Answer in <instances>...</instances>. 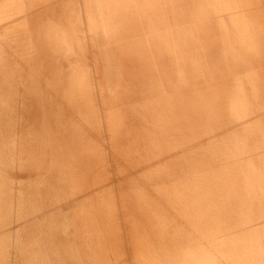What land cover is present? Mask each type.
<instances>
[{"label":"bare ground","instance_id":"bare-ground-1","mask_svg":"<svg viewBox=\"0 0 264 264\" xmlns=\"http://www.w3.org/2000/svg\"><path fill=\"white\" fill-rule=\"evenodd\" d=\"M250 3L253 9L263 4L255 8L263 12L248 11ZM30 149H48L42 180L27 172L37 155L32 151L33 158ZM200 149L238 152L224 156L213 150L208 155L204 150L200 154ZM259 153H264V0H0V235L6 264H111L110 251L122 252L125 245L123 226L137 225L131 224L134 219L129 215L130 223L128 219L125 224L116 222L117 195L137 200L136 204L143 200L139 206L145 205L144 199L157 203L167 195L195 196L207 202L208 195L231 194L233 189L219 182L232 179L223 172L225 168ZM19 167H26L28 176L13 170ZM9 168L23 177L17 179L27 180V186H17L15 179V187ZM251 175L243 176L253 179ZM209 180L215 187L209 186ZM133 202H128L131 207ZM150 206L142 208L151 211ZM175 210L179 217L180 211ZM249 212L243 216L253 223L256 217ZM203 216L197 217L203 222ZM155 219L156 225L163 223L162 215V221ZM216 223L208 224L213 229ZM257 225L248 229L264 264V222ZM52 229L62 232L61 241L57 234L51 237ZM133 231L129 235L134 240ZM113 232L116 238L110 235ZM141 235L139 249L143 255L153 254L154 263L166 259L165 264H220L216 245L205 242L214 240L209 237L200 242L180 240L174 246L177 236L171 240L172 252L163 256L164 249L157 253L156 238L149 235L146 240ZM128 246L130 250L133 245ZM234 262L230 264L239 263Z\"/></svg>","mask_w":264,"mask_h":264},{"label":"rangeland","instance_id":"rangeland-1","mask_svg":"<svg viewBox=\"0 0 264 264\" xmlns=\"http://www.w3.org/2000/svg\"><path fill=\"white\" fill-rule=\"evenodd\" d=\"M250 4H251V3H250ZM251 5H252V8H250V10L248 9V11L251 12V10H253V11L256 12V13L259 12L258 14H260V13L263 12V11H262L263 9H262V10H259L260 8H259L258 10L255 9V8H258L257 6H259V4H257L256 6L254 5V9H253V4H251ZM251 5H250V6H251ZM261 6H263V4L260 5L259 7H261ZM255 10H256V11H255ZM253 11H252V12H253ZM252 12H251V13H252ZM259 19H260V18H259ZM259 19L257 20V22H259ZM262 20H263V19L261 18L260 21H262ZM30 150H31V149H30ZM34 150H35V152H36V154H37L36 157H38V160H37L36 157H35V160L33 159V161L35 162V165H34V162H31V164H33V165L35 166V168H34L33 165H31V166H32L34 169H36V170L38 169V170H37V172H36L32 167H31V170H30V167H29V170H28L27 172L30 173V175L32 176V178H34V179L36 178V180H38V179L40 178V176H41V180H42L43 177L45 176L46 171H47V166H45V164L47 165V162H48V161H47V160H48V159H47V158H48V156H47V155H48V149H40V150H38V149H34ZM34 150H33V149L31 150V154H32L33 158H34L35 153L33 152V153H34V154H33L32 151H34ZM203 150H204V149H200V150H199V153L201 154L200 151H203ZM213 150H214V153H215V154H218V153H216L217 151H218V152L221 151V154H223L224 156H226V155H230L231 153H234V152H238V151H235V150H237V149H230L231 151H229V149H227V150H226V149H219V150H218V149H210V151H212V152L209 151L208 153L206 152V149H205L204 151H205L206 154L209 155L210 153H211V154L213 153ZM225 150H226V151H225ZM238 150H239V151H242L243 149H242V150L238 149ZM247 150H249V149H247ZM252 150H254V149H252ZM37 151L40 152V153H38ZM250 151H251V150H250ZM20 152H22V153H20ZM20 152H18V153H20V154H22V155L24 154V150H23V151L20 150ZM42 152H43V153H42ZM223 152H224L225 154H224ZM214 153H213V154H214ZM228 153H229V154H228ZM239 153H240V152H239ZM211 154H210V155H211ZM42 155H43V156H42ZM45 155H46V158H45ZM24 156H25V155H24ZM221 156H222V155H221ZM253 156H254V157H253ZM262 156H264V153L253 154L249 159H247L248 161H247V160H242L243 162H242V161H239L238 163H235V162H234L235 164H234V163H231V165H232L233 167H232V166H229L228 168H225V170H223V172L226 173L225 175H230V174H231V175H230V178L232 177V179H231V180H230V179H229V180H219V182H223V186H224V185H225L226 187H227V186H230V188H232L233 190L231 191V194H229V193H226V194L223 193L224 196L222 195V193H221V194H212V195H208V196L206 197V199L209 198V199L207 200V202L210 204L209 206H208V203L206 202L205 198H201V199H202V200H201L199 197H195V196L193 197V196H185V195H183V196H182V195H178V196L175 195L176 198H175V199H172V198H170V197L173 196V198H174V197H175L174 195H172V196H171V195H167L168 198H167V196H165V197H161V201L158 200V202L156 201L157 203H155V200L153 201L152 199H151L150 201H149V200H146V201H149V202L146 203V201H145V199H144V203H143V204L146 205V206L144 205L146 208H147V206H150V205H151V206H150L151 211H148L149 209L147 208V209H148V210H147L148 212H153V213H155V212L158 211V212L160 213L159 208H160V210H161L162 212H164V213L166 212L165 214L163 213L166 217H165L163 214H161L162 212L160 213V215H158V212H157V213H155V216H154V215H152L153 213L150 215L149 213H147V211H144V209L142 208V207H144L143 205L139 206V205H140L139 202L142 204L143 200H138L139 202L137 203V204H138V205H137V204L135 203V202H137V200L134 201L133 199H132V200H131V199H127V200H129L128 202H131V203L134 201L132 207H131V203L129 204V203L127 202V204L130 205V206L128 205V206H129V209H130V210H129V209H128V206H125V205H127V204H124V205H123V202L125 201L124 203H126L127 200H126V199L123 200V197H121L120 194L117 195L116 198H117V201H118V202H117V201H114V204L116 203V204L118 205L117 208L119 209V212L117 211L118 209H116V214H118V213H120V214L117 215V216H119V217H117V221H116V222H119L118 219H120L121 222H119V224L121 225L122 222L125 224L126 222H124L123 220H124V219L127 220V219L130 217L131 221H132L133 219H134L135 221L133 220V222H131L130 219H128L129 222H128V220H127V224L130 223V222H131V224H132V223L134 224V222H135L137 225L135 224L136 226L132 225V226L130 227V224H128V225H124V226H123V228H124V230H122V231H123V237H122V235H121V234H122L121 231H120V232H121L120 236L122 237V241H123L122 244H124V242H125V245H123V250H124V252H123V250H122V252H123L124 254H122V252H120L121 249H115V250L113 249L115 252H114L113 250H111V251H110V256H111V258H112V259H110V260H111V264H115V263H118V262H119L118 264H121V263L125 264L126 262H124V261H128V262H129L128 264H131V263L134 264L137 260H138V262H136L135 264H138V263H140L141 261H142V262H141L142 264H152V262H153L154 259L151 258V257L153 256V254H146V255H143V254L141 253V251H140L141 249H139V248H140L139 245L141 244L140 242H142L141 239H143V236H142L141 234L143 233V235H144V237L146 238V240H149V239H151V238H149L150 232H152L151 230H153V232H152V234L150 235V237H152V238L154 237L153 239L156 238L157 242L155 243V245H156V247L159 248V249L157 248L158 251H159V252L157 251V253H159V255H161V253L163 252V256H164V254L168 251V253L165 254L166 256H168L169 253L172 252L171 249L174 248L175 244L179 243L180 240H181V241H189V240H190V241H193V242H194V240H192V239L195 238V239H196L195 242H198V241L200 242L201 240L204 241V240H206V239L209 237V240H210V241H211V239H214L213 241H211L213 244H212L211 242L209 243V241H207V240H206L205 242H206V243L208 242V244H210L211 247H213L214 245H216V246L214 247V249L217 248V252H218V254H220V255H219V256H220V259H219L220 264H226V263H228V262H226L227 260H229V263H228V264H230L231 262H232V263H235L234 260H235L236 262L239 261V263L242 262V264H252V263H253V264H259V263L261 262V259H260V254L257 253L258 251H257V249H256V247L258 246V244H256V242L254 241V239H253L252 237H250L251 232L249 233V229H248V228H250V230H251L252 227H253V225H257V224H260V223L262 224V223L264 222V218L261 217V216L264 215V213H262V212H264V208H263V207H264V204H263V203H264V200H263V199H264V194H263V195L260 194V192H261V193H262V192L264 193V190H262V189L264 188V187H263V186H264V185H263V183H264V177H263V176H264V158H262ZM254 158H256V159H254ZM259 158H260V159H259ZM44 159H45V160L47 159V160L44 161ZM262 159H263V160H262ZM36 160H37V161H36ZM256 160H258V161H256ZM38 161H40V162H38ZM246 161H247V162H246ZM255 161H256V162H255ZM253 162H255V163H253ZM36 163H37V164L39 163V164L36 165ZM256 163H257V164H256ZM259 163H260V164H259ZM261 163H262V164H261ZM239 164H240L241 166H240ZM242 164H243V165H242ZM245 165H246V166H245ZM257 165H259V166H257ZM261 165H262V166H261ZM237 166H238V168H237ZM249 166H250V167H249ZM251 166H252V167H251ZM43 167H44V168H43ZM240 167H241V168H240ZM22 168H23V167H22ZM22 168L19 167V169H13V170H15V172H16V170H17V172H18L19 174H22V175H24L25 177L28 176V175H27L28 173L25 174V173H26L25 171L27 170L26 167H25L24 169H22ZM243 168H244V170H243ZM262 168H263V169H262ZM21 169H22V170H21ZM44 169H46V170H44ZM234 169H235V170H234ZM13 170H12V168H9V169H8V171L11 173V174H10L11 177H12L14 174H16V173L12 174V173H13ZM19 170H21V171H19ZM43 170H44V171H43ZM226 170H227V171H226ZM232 170H234L236 173H234V171H232ZM249 170H250V171H249ZM257 170H259V171H257ZM30 171H31V172H30ZM33 171H34V172H33ZM231 171H232V173H231ZM241 171H242V172H241ZM262 171H263V172H262ZM22 172H23L24 174H23ZM42 172H43V173H42ZM223 172H221V173H223ZM250 172H251L252 175L254 174V176H257V178L254 179V176H253V179H254V180H253V179L244 178L243 175L248 174V173H250ZM258 172H259V173H258ZM34 173H36V176L33 175ZM228 173H229V174H228ZM261 173H262V174H261ZM19 174L14 175L15 178H14V176H13V179H12V180L14 181V180L16 179L15 181H16V182H19V184H18V183H16V182L14 181V183H13L14 186L16 187L15 184H18L17 186H21V187H22V185H23V186H27V182H26L27 180H25V181H23V182H22L21 180H19V179L23 178V177H22L21 175H19ZM234 174H236V175H234ZM260 174H261V175H260ZM238 175H239V176H238ZM252 175H251V176H252ZM258 175H259V176H258ZM19 176H20L21 178H18V179H17V177H19ZM235 176H236V177H235ZM237 176H238V177H237ZM249 176H250V175H249ZM242 177H243V178H242ZM260 178H261L262 180H261ZM234 179H235V180H234ZM240 179H241V180H240ZM243 179H244V180H243ZM246 179H247V180H246ZM214 180H215V179H213L212 181H214ZM245 180H246V181H245ZM249 180H250V182H249ZM13 181H12V182H13ZM215 181H216V180H215ZM239 181H240V182H239ZM261 181H262V182H261ZM206 182H207V181H206ZM228 182H229V183H228ZM231 182H233V183L231 184ZM241 182H242V184H240ZM253 182H254V183H253ZM209 183H210V184H209ZM224 183H225V184H224ZM256 183H257V184H256ZM21 184H22V185H21ZM208 184H209V186H214V187H215V184H212V183L210 182V180H209ZM228 184H230V185H228ZM235 184H236L235 188L238 187V188H236V189H237V190L239 189L238 192H237V190L234 188V185H235ZM239 184L242 185V187L239 186ZM258 184H259V185H258ZM42 185H43V184H42ZM42 185H40V186H42ZM254 185H257V186H254ZM225 186H224V188H225ZM250 186H251V187H250ZM261 186H262V187H261ZM249 187H250V188H249ZM259 188H260V189H259ZM261 188H262V189H261ZM19 189H20V187H19ZM240 189H241V190H240ZM254 189H255V190H254ZM234 190H236L237 193H235ZM257 190H258V192H257ZM37 191H38V190H37ZM233 191H234V192H233ZM240 191L242 192V195H241V192H240ZM255 191H256V192H255ZM243 192H244V193H243ZM234 193H235V194H234ZM239 193H240V194H239ZM256 193H257V194H256ZM121 194H122V193H121ZM233 194H234V195H233ZM238 194H239V195H238ZM244 194H245L246 196H245ZM20 195H21V194H20ZM226 195H227V196H226ZM232 195H233V196H232ZM261 195H262V196H261ZM40 196H41V195H40ZM40 196H39V197H40ZM119 196H120V197H119ZM217 196H219V198H218ZM225 196H226V198H225ZM237 196H239L238 199H237ZM241 196H243V197H241ZM253 196H254V197H253ZM257 196H259V197H257ZM42 197H43V198H42ZM42 197H41V201H42V203H44V202H45V199H44L45 195H42ZM118 197H119V198H118ZM186 197H187V198H186ZM192 197H193V198H192ZM229 197H230V198H229ZM235 197H236V198H235ZM245 197H246V198H245ZM251 197H252V198H251ZM255 197H256V198H255ZM116 198H115V199H116ZM120 198H121V200H120ZM163 198H165V199H163ZM169 198L172 199V200H170ZM181 198H182V200H181ZM185 198H186V199H185ZM191 198H192V199H191ZM210 198H211V199H210ZM220 198H221V199H220ZM239 198H240V199H239ZM177 199H178L179 201H181V204H180V202H179V203L177 202V201H178ZM196 199H197V200H196ZM203 199L205 200V202H204ZM219 199H220V201H219ZM225 199H226V201H227L228 203L225 201ZM234 199H235V200H234ZM166 200H167V201H166ZM174 200H176V201H174ZM198 200H200V202H199L200 205H198ZM217 200H218V201H217ZM223 200H224V201H223ZM231 200H233V201H231ZM243 200H244V201H243ZM247 200H248V201H247ZM251 200H252V201H251ZM260 200H261V201H260ZM54 201H55V200H54ZM122 201H123V202H122ZM152 201H153V202H152ZM169 201H170V203H169ZM189 201H190V202H189ZM192 201H193V203L195 202V204H197L196 207H195V204H193V203H192L193 205L191 204ZM201 201H202V202H201ZM241 201H242V202H241ZM259 201H260V202H259ZM108 202H109V201H108ZM108 202H107V203H108ZM163 202H164V203L167 202V203H166L167 206H169V205H173V206H171V207L169 206L168 208H166L167 206H166V205H165L166 207L163 206V205H164ZM171 202H172V204H171ZM175 202H177V205L175 204ZM188 202H189V203H188ZM211 202H212V203H211ZM230 202H231V203H230ZM249 202H250V203H249ZM255 202H256V204H255ZM110 203H113V202H110ZM158 203H159L160 207H159V205L156 206V207H154V205H157ZM160 203H162V205H161ZM168 203H169V205H168ZM187 203H188V204H187ZM205 203H207V207H208V208L211 207V208H209V210H211V211H208V208H206V204H205ZM241 203H242V205H241ZM260 203H261V204H260ZM114 204H112V206H113ZM116 204H115V205H116ZM174 204H175V205H174ZM179 204L182 205V207H181ZM185 204H186V206H185ZM224 204H225V205H224ZM248 204H249V205H248ZM110 205H111V204H110ZM135 205H137V206H135ZM187 205H188V206H187ZM189 205H191L192 207L189 206ZM201 205H202V206H201ZM227 205H228V206H227ZM236 205H237V207H236ZM240 205H241V206H240ZM251 205L253 206V208H252ZM255 205L258 206V208H257ZM262 205H263V206H262ZM124 206L126 207V211H124L125 213L129 210V211L127 212L128 214L126 213V214H127L126 218H125V216H123V218H122V215H121L122 213L124 214V212L121 211V210H125V209H123V208H125ZM133 206L135 207L134 209H136V210H137L138 208H139L138 210L142 209V210H140V211H142V213H141L140 211H139L140 213L137 212L138 210H137V211H136V210L133 211ZM152 206H153V207H152ZM162 206H163V207H162ZM175 206H178L180 209L178 210V209H177L178 207L176 208ZM198 206H199V207H198ZM200 206H201V208H200ZM203 206L206 208V210H205V208H204ZM217 206H218V207H217ZM220 206H221V207L224 206L223 208H225V209L221 208ZM234 206H235V207H234ZM239 206H240V207H239ZM242 206H244V207H242ZM247 206H249V207L247 208ZM137 207H138V208H137ZM145 207H144V208H145ZM161 207H162V208H161ZM172 207H173V208H172ZM185 207H186L187 209H186ZM193 207L197 208V210L194 209ZM202 207H203V208H202ZM152 208H153V211H152ZM155 208H156L157 210H155ZM170 208H171V209H170ZM198 208H199L200 210H198ZM230 208H231V209H230ZM245 208H246V209H245ZM250 208H251V209H250ZM254 208H256V209H254ZM162 209H163V210H162ZM164 209H165V210H164ZM169 209H170V210H169ZM175 209H177V210H175ZM185 209H186V210H185ZM188 209H189V210H188ZM191 209H192L193 211H192ZM220 209H221V210H220ZM222 209H223V210H222ZM227 209H228V211H227ZM232 209H234V210H232ZM237 209H238L239 211H238ZM131 210H132V211H131ZM145 210H146V209H145ZM154 210H155V211H154ZM172 210H173V211L175 210V212L177 211V213H178V211H180V213H179V214H180L179 217H177L178 214H175ZM190 210H191V211H190ZM204 210H205V212H204ZM235 210H236V211H235ZM248 210H249V211L253 210V211H252V212H249ZM260 210H261V211H260ZM170 211H171L172 213H170ZM186 211H187V214L185 213ZM189 211H190V212H189ZM196 211H197V214H198L197 216L200 217V215H201V217H202V216L204 215V216H203V218H204L203 220H205V221L202 222L201 218L199 219L197 216H195V215H196ZM229 211H230V212H229ZM232 211H233V212H232ZM237 211H238V212H237ZM246 211H247V213L249 212V216H253L254 218L256 217V218H255V222H254V221H252L253 223L250 222L252 226L250 225V223H248V219H249V218H246V217L243 216V214H244ZM136 212H137L138 215L136 214ZM144 212H146V213L148 214V216L150 215L149 217L147 216V218H150V219H148L149 221H147V222H146V219H147V218L145 217L147 214L144 213ZM182 212H183V213H182ZM193 212H194V213H193ZM208 212H209L210 214H209ZM225 212H226V213H225ZM258 212H259V213H258ZM130 213H132V214L134 213V215L136 214L137 216L135 215L136 217L131 218ZM143 213L145 214V216H143V215H144ZM167 213H168L169 216L167 215ZM181 213H182V214H181ZM200 213H201V214H200ZM203 213H205V214H203ZM206 213H208V214H206ZM229 213H230V214H229ZM234 213H235V214L237 213V214L235 215ZM251 213H252V215H251ZM260 213H262L263 215L260 214ZM126 214H125V215H126ZM189 214H190V215H193V216H190ZM199 214H200V215H199ZM212 214H213V216H212ZM217 214H218V215H217ZM231 214H232V215H231ZM255 214H256V215H255ZM128 215H129V217H128ZM134 215H132V216H134ZM139 215H140V216H139ZM141 215L144 217V219H145V218H146V219H145V220H144V219L142 220L143 217L141 218ZM161 215H162L163 223H162V222H161V223L159 222L160 224H157V225L163 226L162 224L165 223L164 226H165L166 228H165L164 226L162 227V228H164V229H162L160 226H159L160 228H158V226L156 225V223H158V222H156V221H159V220H157V219H155V218H160V220H161ZM173 215H174V216H173ZM216 215H217V216H216ZM220 215H221V216H220ZM223 215H224V216H223ZM228 215H229V216H228ZM234 215H235V216H234ZM254 215H255V216H254ZM257 215H258V216H257ZM105 216H106V215H105ZM105 216H104V217H105ZM156 216H157V217H156ZM163 216H164V217H163ZM172 216H173V217H172ZM180 216H181V218H180ZM182 216H184V218L186 219V221H185V219H184ZM187 216H188V217H187ZM208 216H211V217H208ZM230 216H231V217H230ZM104 217H103V220H105ZM153 217H154V218H153ZM170 217H171V218H170ZM212 217H213V218H212ZM215 217H216V218H215ZM225 217H226V218H225ZM232 217H233V218H232ZM235 217H236V218H235ZM238 217H239V218H238ZM253 217H252V218H253ZM135 218H137L138 221H137V219H135ZM172 218H173V219H172ZM177 218H178V220H177ZM190 218H191V219H190ZM205 218H206V219H205ZM207 218H210V219H208V220H209V222H210V224H211L212 226L215 225L216 222L214 223V221H216V219H217V223H218V224L216 223L217 225H216L215 228H213V229L211 228V225L208 224L209 222L207 221ZM211 218H212V219H211ZM241 218H242V219H241ZM257 218H258V219H257ZM115 219H116V218H115ZM140 219H141V220H140ZM165 219H166L167 221H166ZM181 219H184V220L181 221ZM194 219H195V220H194ZM197 219H198L199 221H198ZM221 219L224 220V221H222ZM226 219H227V220H226ZM231 219H232V220H231ZM239 219H240V220H239ZM259 219H263V220L258 221ZM150 220H151L152 223H150ZM162 220H161V221H162ZM176 220H177V221H176ZM196 220H197V221H196ZM210 220H212V221H210ZM140 221H141V222H140ZM144 221H145V222H144ZM153 221H155V222H153ZM168 221H170L169 224H168ZM218 221H219V222H218ZM228 221H229V222H228ZM234 221H235V223H234ZM237 221H238V222H237ZM256 221H257V222H256ZM175 222H177V223H175ZM181 222H182V223H181ZM183 222H184V223H183ZM191 222H192V223H191ZM194 222H195V223H194ZM198 222H199V223H198ZM200 222H201V223H200ZM204 222H205V225H203ZM211 222H212V223H211ZM230 222H232V224H231ZM239 222H240L241 224H240ZM242 222H243V223H242ZM139 223H140V224L142 223V225H144L143 230H141V229H142V226H141ZM143 223H144V224H143ZM145 223H146V224H145ZM154 223H155V224H154ZM197 223H198V224H197ZM213 223H214V224H213ZM237 223H238V224H237ZM246 223H247V226H246ZM138 224H139V226L141 227V228L139 227L140 229L138 228ZM149 224H150V225H153V226H152L153 228H152V227H149ZM166 224H167V225H166ZM175 224H177V225L179 224V225L177 226V225H175ZM182 224H183V225H182ZM186 224H187V226L185 227ZM189 224H190V225H189ZM194 224H195L197 227H198V225H199V227H201V228L198 227V228H199V229H198L197 227L194 226ZM206 224H207V225H206ZM219 224H220V225H219ZM222 224H223V225H222ZM226 224H227V225H226ZM188 225H189V226H188ZM192 225H193V226H192ZM202 225L204 226L206 232H207V231L209 232V234L211 235V237H210V235H209L208 233L204 232L205 230L203 229V226H202ZM228 225H229V226L231 225V226L227 228L226 226H228ZM234 225H235V226H234ZM237 225H238V226H237ZM240 225H241V227H240ZM248 225H249V226H248ZM127 226H128V228H127ZM133 226H134V227H133ZM145 226L148 227L147 230L144 229V228H147V227H145ZM179 226H180V227H179ZM190 226H191V228H190ZM218 226H219V227H218ZM223 226H224L225 229L223 228ZM242 226H243V227H242ZM257 226H258V225H257ZM125 227L128 229L127 233H126V230H127V229H126ZM135 227H137V229H134ZM154 227H156V228H154ZM167 227H169V228H168L169 231H167ZM172 227H173L174 229H173ZM183 227H185V228L183 229ZM194 227H195V228H194ZM206 227H207V228L209 227V228H208L209 230H207ZM232 227H233L234 229H233ZM237 227H238L239 229H238ZM130 228H132V229H134V231H136V232H135V236H136V237H138L139 235L141 236V237L139 236L138 238H136L135 236H133V237L135 238V239H134L135 242H134L133 238L131 237V236H132V233H131V232H132L133 230L130 229ZM149 228H150V229H149ZM157 228H158V229H157ZM181 228H182L183 230H182ZM220 228H221L223 231H222ZM138 229H139V230H138ZM154 229H155V230H154ZM160 229H161V232H160ZM165 229H166V231H165ZM177 229H178V230H177ZM197 229H198V230H197ZM200 229H201V230H200ZM219 229H220L221 231H220ZM227 229H228V230H227ZM232 229H233V230H232ZM246 229H248V230L245 231ZM130 230H131V232H130ZM137 230H138L139 232H140V230L143 231V232H142V233L140 232L139 235H137V234H136V233H138ZM145 230H146V231L149 230L148 233H146ZM175 230H176V231H175ZM190 230H191V232H190ZM194 230H195V231H194ZM210 230H211V231H210ZM212 230H213L214 232H212ZM216 230H217V231H216ZM234 230H235V231H234ZM239 230H240V231H239ZM134 231H133V235H134ZM154 231H156V232H154ZM162 231H163V232H162ZM179 231H180V232H179ZM181 231H183V232H181ZM218 231H220V233H219ZM241 231H244V232H243L244 234H243ZM251 231H252V230H251ZM51 232L53 233L51 237H55L56 234H57L58 237H59L58 239H60V238L62 239V237H63L62 235H63V234L61 235L62 232H61L60 230L57 231V233H55V230L52 229ZM58 232H59L60 234H59ZM158 232H160V233H158ZM165 232H166V234H165ZM168 232H169L170 234H169ZM172 232H173V233H172ZM192 232H193V233H192ZM200 232H201V233H200ZM202 232H203V234H202ZM210 232H211L212 234H211ZM221 232H222V233H221ZM223 232H224V233H223ZM228 232H229V233H228ZM237 232H238V234H237ZM240 232H241L243 235H242ZM113 233L115 234V236L113 235ZM113 233H110V235H112V238H116V237H117V236H116L117 234H116L115 232H113ZM130 233H131V234H130ZM156 233H158L159 235H157ZM163 233H164V234H163ZM167 233H168V236L171 237V239H170V237L167 236ZM175 233H176V234H175ZM180 233H181L182 236L180 235ZM185 233H187V234H185ZM189 233H190V235H188ZM194 233H195V234L198 233V235H196L197 238H196V236H195ZM204 233H205L206 235H205ZM213 233H214V234H213ZM234 233H236V234H234ZM54 234H55V236H54ZM129 234H130L131 236H130ZM153 234H154L155 236H153ZM161 234H162V235H161ZM171 234H172V235H171ZM174 234H175V235H174ZM215 234H216V236H215ZM219 234H221V235H219ZM228 234H229L230 236H229ZM232 234H233V235H232ZM245 234H246L247 236H246ZM110 235H109V236H110ZM127 235L130 237V238H129V237H128V238L130 239V241H132L133 244H129V243H127V241H129L128 238L126 237ZM156 235H157V237H158V236H160V237L157 238ZM163 235H164V236H163ZM183 235H187V236H183ZM191 235H192L193 237H192ZM199 235H201V238H200ZM225 235H226V236H225ZM231 235H232V236H231ZM234 235H235V237H234ZM240 235H242V236H240ZM248 235H249V237H248ZM61 236H62V237H61ZM147 236H148V237H147ZM161 236H163V237H162L163 240H162V239H159V238H161ZM172 236H173L174 238H172ZM177 236H178V237H177ZM190 236H191V238H188V237H190ZM202 236H204L205 238L202 237ZM227 236H228V237H227ZM236 236H238V237L240 236L241 238L239 237V238L237 239ZM245 236H246V237H245ZM167 237H168L170 240H169ZM176 237H177V239H176ZM213 237H214V238H213ZM215 237H216V239H217V242H216ZM221 237H223V238H224V237H225V238L227 237V238H226L227 241H226L225 238H224V240L226 241V242H225L224 240H222ZM231 237H232V238H231ZM233 237H234V239H233ZM123 238H124V240H123ZM147 238H148V239H147ZM185 238H186L187 240H185ZM199 238H200V239H199ZM203 238H204V239H203ZM210 238H211V239H210ZM219 238H220L221 240H220ZM230 238H231V239H230ZM244 238H245V239H244ZM248 238H249V239H248ZM250 238L252 239L251 241H250ZM61 239H60L59 241H61ZM120 239H121V238H120ZM126 239H127V240H126ZM131 239H132V240H131ZM166 239H167V240H166ZM175 239H176V240H175ZM198 239H199V240H198ZM218 239H219L220 241H218ZM228 239H230V241H228ZM232 239H233V240H232ZM243 239H244V240H243ZM246 239L249 240V241H247ZM109 240L112 241L113 239H111V237H109ZM114 240H115V242H116V239H114ZM114 240H113V242H114ZM117 240H118V239H117ZM136 240H139V241H136ZM143 240H144V239H143ZM158 240H159V241H158ZM165 240H166V242H168V243H165ZM168 240L170 241V243H169ZM171 240H172L173 242H174V240H175L176 242L173 243ZM234 240H235V241L237 240L236 242H237L238 244H237ZM238 240H239V241H238ZM242 240H243V241H242ZM120 241H121V240H120ZM130 241H129V242H130ZM161 241H164V242H161ZM222 241H224V242L222 243ZM232 241H234L236 244L233 243ZM240 241H241L242 243H241ZM244 241H245L246 243H245ZM252 241H254L255 244H253L254 242H252ZM136 242H137V243H136ZM138 242H139V243H138ZM159 242H160L161 244H160ZM214 242H215V243H214ZM219 242H220V244H221L222 246L219 244ZM228 242H229V243H228ZM231 242L233 243L232 246L230 245ZM247 242H248V243H247ZM250 242H251V243H250ZM61 243H62V242H61ZM162 243H163V244L165 243V245H163ZM172 243H173L174 246L172 245ZM217 243H218V244H217ZM225 243H226V244H225ZM227 243L230 245V247H231L232 249H234V251L236 252V254H235L234 251H233V250L227 245ZM134 244H135V245H134ZM147 244H149V243H147ZM158 244H160V245H158ZM223 244H224V245H227V246L223 247ZM239 244H240V245H241V244L244 245L243 249H242V245H241V247H240ZM252 244H253V245H252ZM59 245H61L60 242L58 243V246H59ZM128 245H130V246L133 245V246H135V247L137 246V248H136L137 250H136L133 246H132L133 248L130 247V250H128V249H129V246H128ZM157 245H158V246H157ZM162 245H163V246H162ZM167 245H168V246H167ZM169 245H170V246L172 245L173 247H172V246L169 247ZM212 245H213V246H212ZM238 245H239V246H238ZM245 245H246L247 247H246ZM125 246H126V248H127V252H126V248H125ZM138 246H139V247H138ZM159 246H160V247H159ZM161 246H162L163 248H161ZM217 246H218V247H217ZM59 247L61 248V246H59ZM156 247H155V251L157 250ZM165 247H166V248H165ZM254 247H255V248H254ZM124 248H125V249H124ZM131 248H132V251H131ZM220 248H221V249H220ZM225 248H226V249H225ZM227 248H229V249H227ZM246 248H248V249H246ZM249 248H250V249H249ZM253 248H254V249H253ZM133 249H134V250H133ZM160 249H161V250L164 249L165 251L162 250V252H161ZM222 249H223L224 252L221 251ZM224 249H225L227 252H226ZM235 249H236L237 251H236ZM238 249H239V250H238ZM241 249H242V250H241ZM118 250H119V251H118ZM170 250H171V251H170ZM229 250H230V251H229ZM245 250H247L248 253H247ZM250 250H251V251H250ZM254 250H255V251H254ZM135 251H136V252L138 251L139 253H136ZM155 251H154V252H155ZM219 251H220V252H219ZM238 251H239V252H238ZM118 252H119V253H118ZM130 252H131V253H130ZM132 252H133V253H132ZM228 252H229V253H228ZM231 252L233 253V255L230 254ZM249 252H250L251 254H250ZM253 252H254V253H257V254H255V255L258 256V258H257L256 256L254 257V255H253L254 253H253ZM117 253H118V254H117ZM127 253H128V254H127ZM134 253H135L136 255H135ZM237 253H238V254H237ZM246 253H247L248 255H245ZM112 254H113V255H112ZM120 254L122 255V257H123V255H125L124 257H125V258H128V259H124V258L121 259V258H119V257H121ZM126 254H127V255H126ZM129 254H130V255L132 254V256H130ZM137 254H139V256H140V255H143V256H141V257L139 258V256H138ZM223 254L225 255L224 258H223ZM226 254H228L229 256H227ZM241 254H242V257H241ZM133 255L135 256V258L133 257ZM243 255H245V256H243ZM12 256H13V254H12ZM112 256H113V257H112ZM116 256H117L118 258H116ZM136 256H137V257H136ZM144 256H146V257H144ZM226 256H227V257H226ZM237 256H238L239 259L237 258ZM239 256H240V257H239ZM250 256H252L253 258H252V257H251L250 259L247 258V257H250ZM5 257H6L5 247H4V243H3L2 239H1V235H0V264H6L5 262H7V260H6L7 258H5ZM132 257H133L134 259H133ZM142 257H144V259H143ZM244 257H245V258H244ZM145 258H146V259H145ZM162 258H164V257H162ZM226 258H228V259L226 260ZM230 258H231V260H230ZM232 258H233V260H232ZM243 258H244V259H243ZM115 259H118V262H115V261H117V260H115ZM140 259H141V261H140ZM142 259H143L144 261H145V260H146V261L144 262ZM222 259H223V260H222ZM237 259H238V261H237ZM241 259H243V260H241ZM251 259H252V260L254 259L255 262L252 261ZM256 259H257V260H256ZM258 259H260V260H258ZM112 260H113L115 263H114V262L112 263ZM134 260H135V262H134ZM164 260L166 261V259H164ZM221 260H222V261H225L226 263H225V262L222 263ZM246 260H247V261H246ZM122 261H123V262H122ZM131 261H132V262H131ZM139 261H140V262H139ZM162 261H163V259L158 260V261L155 260V262H158L159 264H160ZM165 261H163V263H161V264H165L168 260H167L166 262H165ZM251 261H252V262H251ZM133 262H134V263H133ZM143 262H144V263H143ZM164 262H165V263H164ZM168 262H169V261H168ZM245 262H246V263H245ZM249 262H251V263H249ZM108 263H109V262H108ZM108 263H107V264H108ZM141 263H140V264H141ZM158 263H154V262H153V264H158ZM239 263H238V264H239ZM126 264H127V263H126ZM167 264H168V263H167ZM236 264H237V263H236ZM240 264H241V263H240ZM260 264H262V262H261Z\"/></svg>","mask_w":264,"mask_h":264}]
</instances>
